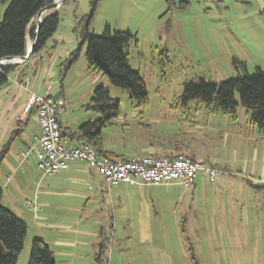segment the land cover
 <instances>
[{
	"label": "rangeland",
	"instance_id": "obj_1",
	"mask_svg": "<svg viewBox=\"0 0 264 264\" xmlns=\"http://www.w3.org/2000/svg\"><path fill=\"white\" fill-rule=\"evenodd\" d=\"M258 1L99 0L89 24L91 33L100 34L109 25L112 31L129 30L136 35L137 41L130 45L129 63L145 82L148 102L142 108H133L127 91L113 86L101 73H89L87 69V45H80L77 21L88 14L91 0H66L56 9L60 21L54 38L58 49L68 51L50 62L56 76L46 77L35 92L44 96L49 91L61 103L57 116L64 127L77 130L101 118L87 105L95 88L102 86L119 102L114 124L102 129L103 149L126 158L144 156L146 153L133 142L145 132L137 127L141 117L158 121L150 130L152 136L178 133L177 138L181 124L196 113L195 103L186 108L180 102L185 81L197 77L214 82L226 80L235 75L234 60L245 62L251 72L255 67L264 69V10ZM7 4L0 3V21ZM79 47L77 58L66 70L67 58ZM235 101L239 103L238 94ZM237 111L235 121L226 120L228 137L218 138L216 144L227 143L228 168L247 172V177L231 184L233 187L226 192L193 197L184 194V186L175 183L179 181L161 184L157 205L144 200L138 206L141 215L127 218L118 211L114 219L110 217L111 207L100 203L101 195L92 193L88 202L76 196L51 198L52 206L81 202L70 209L27 206L26 201L38 204L33 197L41 173L32 157L19 168L17 150L25 145L24 141L31 143L38 128L35 115H28L20 137L15 135L10 141L12 132L18 129L12 122L0 146L1 152L10 141L0 163V186L2 205L27 224L17 264L28 263L31 241L40 233L84 243L69 250L75 256H57L61 264H264V132L250 124L243 107ZM202 112L209 114L205 109ZM138 113L139 117H134ZM216 116L219 125L223 115ZM238 185L242 186L240 190ZM40 216L56 219L58 227H63L53 231L40 228L36 221Z\"/></svg>",
	"mask_w": 264,
	"mask_h": 264
},
{
	"label": "trees",
	"instance_id": "obj_2",
	"mask_svg": "<svg viewBox=\"0 0 264 264\" xmlns=\"http://www.w3.org/2000/svg\"><path fill=\"white\" fill-rule=\"evenodd\" d=\"M53 1L0 0V3L8 2L0 21V60L26 55L28 39L34 37L36 29L34 18ZM98 2L99 0H91L90 11L77 21V26L80 28L78 32L81 38L80 45L85 43L87 45L85 53L87 69L89 73H101L113 86L127 91L133 108H142L148 102L147 88L141 75L133 70L129 63V49L131 43L137 41L136 35L129 30L112 31L109 25H105L100 34L91 33L89 24ZM59 21V13L56 10L46 15L38 31L32 54L44 49L46 43L56 33ZM79 50L80 47L71 52L70 57L67 58L66 70L77 58ZM20 65L21 63L0 65V89L8 85L10 76ZM233 66L235 75L220 82L207 80L204 77L185 81L180 102L186 108H189L191 103H195L196 109H205L210 114L219 113L233 121L237 119V110L241 106L246 110L250 124L260 132H264V69L255 67L251 72L246 63L240 60H234ZM235 94L239 96V103L235 101ZM87 107L98 112L101 118L93 123H84L74 131L68 128L63 131L59 124L63 137H67L74 144H89L101 157L128 160L105 151L102 145V129L114 124L119 116V102L102 86H98ZM27 114L36 116V111L32 109ZM139 125L148 134L154 126L144 120H140ZM20 132L19 129L13 131L12 137L19 136ZM10 141L0 153V163L9 149ZM150 155L157 158H174L178 155L188 157L184 153L166 152ZM2 198L3 189L0 186V264H17L18 255L26 240L27 224L2 205ZM27 264H55L53 252L41 237L32 239Z\"/></svg>",
	"mask_w": 264,
	"mask_h": 264
},
{
	"label": "crops",
	"instance_id": "obj_3",
	"mask_svg": "<svg viewBox=\"0 0 264 264\" xmlns=\"http://www.w3.org/2000/svg\"><path fill=\"white\" fill-rule=\"evenodd\" d=\"M259 5L262 6L261 9L264 10V0H260ZM32 40L33 38H29L28 43L32 42ZM66 51L68 50L58 49L53 36L46 43V46L42 51L37 54H32L27 60L23 61L18 70L11 75L12 79L9 81L8 85L0 89V146L3 145L7 139L12 122H15V124L18 125V129L21 130L20 134L23 132L22 127L26 126V122L28 123V114L24 112V107L29 95V90L38 95V93L35 92L36 86L41 88L46 77L53 78L56 76V72L53 69H50V62L55 59V56L64 55ZM56 63L57 61L55 60L54 66ZM195 111L196 113L191 114L188 119H185L184 124H181L182 129L179 137L176 138L178 133L170 136L156 133L157 136L155 134L152 136L153 133L148 134L147 132H144L141 135L136 136L133 142L135 143L136 148H139V150L146 153V155L161 152L175 154L184 153L186 156L193 158L194 160L201 161L207 166H212L222 171L214 182H208L202 177V175H198L194 184L188 188H186L181 182H175L184 186L185 195L190 193L193 197L202 193L215 194L220 191L226 192L233 187L231 184L248 176L246 175L247 172H232L228 168L227 163L228 155L230 153L229 147L226 146L227 143L220 145L216 144L218 138L223 139L224 137H228L226 123L230 122L227 120V117L225 118V116H223L218 122V125L216 123L218 119V116H216L217 114L209 113L206 115L202 112V109L196 108ZM140 113L135 114L134 117H139ZM212 115H214V117ZM35 119L39 133V125L36 116ZM57 120L64 131L66 127H64L58 116ZM141 120H144V122H150L154 126L158 123V121L152 119V117H147V119L141 117ZM139 122L140 121L137 122L138 128L141 127ZM123 124L126 125V122L124 121ZM129 126L131 127V125ZM69 130L74 131L72 129ZM11 139H13L12 134L10 140ZM28 141H24V146H19L17 150L18 160L21 152H24L27 147L31 145L32 141L31 143ZM31 157L36 161L34 156ZM134 157L142 156L132 155L129 158H123L131 159ZM252 173L255 174L256 172ZM38 177L40 185L38 187V192H34L33 200L38 203L36 204L37 208L42 209L43 207V210L70 209L81 203L78 202L74 205L73 202H68L52 206L50 200L53 196L63 198L76 196V198L80 199L85 198V201L88 202L91 198L90 193H92L94 196L101 195L102 200H100V203L111 207V219L116 218L118 211L122 212L127 218H132L133 216L141 215L142 212L138 210V206L143 204L144 200L151 202L152 205H157L156 201L160 198L158 197V194L160 193L157 191L160 190L159 187L161 185L135 186L118 183L113 186H107L104 182L103 176L96 168L91 167L88 163L80 160H71L67 162L66 168L53 176H43L41 173ZM241 187L242 186L238 185L236 188L240 190ZM105 194L108 195V200H105ZM179 200L182 201L183 197L181 199V196H179ZM36 221H38L37 226L44 229L48 228L49 231L63 227L62 225L61 227H58L56 219L53 220V218H51L48 220L45 216L36 217ZM38 236L47 243L53 252L55 264L60 263L56 261L57 256H75L74 251L69 250L84 245L82 241L72 242L65 239H55L52 235L47 237L45 234L42 235L40 233ZM55 247L60 248L61 250L56 251Z\"/></svg>",
	"mask_w": 264,
	"mask_h": 264
},
{
	"label": "built area",
	"instance_id": "obj_4",
	"mask_svg": "<svg viewBox=\"0 0 264 264\" xmlns=\"http://www.w3.org/2000/svg\"><path fill=\"white\" fill-rule=\"evenodd\" d=\"M28 94L24 112L28 113L32 109L36 111L39 133L34 136L31 145L21 152L19 168L34 156L36 167L42 175L53 176L65 169L67 162L80 160L96 168L107 186L118 183L158 186L179 181L186 188L194 184L198 173L208 182H214L222 172L183 155L174 158L146 155L128 160L101 157L89 144H72L67 137H63L57 121L61 103H57L49 92L40 96L29 90ZM26 205L37 209V206L29 201H26Z\"/></svg>",
	"mask_w": 264,
	"mask_h": 264
},
{
	"label": "water",
	"instance_id": "obj_5",
	"mask_svg": "<svg viewBox=\"0 0 264 264\" xmlns=\"http://www.w3.org/2000/svg\"><path fill=\"white\" fill-rule=\"evenodd\" d=\"M65 0H54L52 4H50L49 6L43 8L35 17L36 20V29H35V33H34V37L32 42L27 45V51H26V55L24 57H20V58H4L2 60H0V65H5L6 63H12V64H19L22 63L23 61L27 60L31 55H32V51L33 48L35 46L36 40H37V36H38V31L40 29V26L42 24L43 19L46 17V15L51 12L52 10H56L57 8H59V6L64 2Z\"/></svg>",
	"mask_w": 264,
	"mask_h": 264
}]
</instances>
